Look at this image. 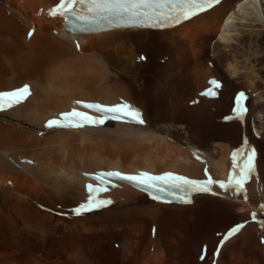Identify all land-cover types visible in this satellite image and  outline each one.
I'll return each instance as SVG.
<instances>
[{
  "label": "bare ground",
  "instance_id": "bare-ground-1",
  "mask_svg": "<svg viewBox=\"0 0 264 264\" xmlns=\"http://www.w3.org/2000/svg\"><path fill=\"white\" fill-rule=\"evenodd\" d=\"M240 1L166 30L70 38L49 14L58 0H0V91L31 85L25 103L0 111V264H264V0H254L260 15L235 11ZM209 76L220 81L217 98L192 105ZM244 88L241 123L233 98ZM76 98L129 104L144 123L47 128ZM243 137L258 165L246 198L218 183L227 184ZM205 167L217 183L190 203L126 186L93 194L109 204L72 211L89 197L84 172L146 168L204 180Z\"/></svg>",
  "mask_w": 264,
  "mask_h": 264
},
{
  "label": "snow or ice",
  "instance_id": "snow-or-ice-1",
  "mask_svg": "<svg viewBox=\"0 0 264 264\" xmlns=\"http://www.w3.org/2000/svg\"><path fill=\"white\" fill-rule=\"evenodd\" d=\"M220 3L221 0H61L59 5L49 14L52 16L59 15L65 19L71 14L76 19L87 23H93L97 18H118L122 20L127 19L133 23L139 21L142 25L151 24L153 27H158L162 23H179L182 20L190 19ZM77 4L83 6L86 12L78 14L76 11ZM209 83L212 87L202 93L203 95H215L213 89L220 87L219 82L216 80H211ZM26 95H30L28 85H24L10 92H0V110L4 109L5 106L11 107L14 104H19L26 98ZM246 99L247 97L244 92L238 93L235 98L236 107L234 111L236 112L237 118L241 120L248 111L243 104V101ZM77 103L80 104L81 102L77 101ZM83 107L95 110L101 116L93 117L73 109L69 112L59 114L60 118L58 119L48 120L46 127L78 128L83 127L86 123L99 126L104 123V120L117 118L125 120L126 122L144 123L139 110L128 104L114 105L111 107L99 104H84ZM244 144L245 146L243 148L237 149L232 154L233 175L229 177L227 184L224 182L218 183L225 191L229 188H234L237 193L244 191L246 198L244 183L253 174L255 169V149L248 146L246 140ZM238 156H243L239 164L237 163ZM113 176L134 183L138 187H143L145 190L153 189V199H163L164 197L161 194H164L167 197H175L183 203L191 202L186 197L192 192L209 191V185L217 183L212 181L211 178L207 181L193 180L171 173H166L163 176H151L147 173H141L139 176H131L122 175L119 172H108L93 178L103 183V177ZM86 188L89 192L88 200L86 203H82L79 207L72 210L76 215L91 211L94 206L99 207L111 203V201H98L94 199L93 193L103 191V188H94L92 184L86 185ZM261 211L264 212V207L261 208ZM252 215L253 219H255L256 214L253 213ZM262 226H264V223H262ZM243 227V224L235 225L225 234L223 239L227 240L229 237L238 233Z\"/></svg>",
  "mask_w": 264,
  "mask_h": 264
},
{
  "label": "rangeland",
  "instance_id": "rangeland-1",
  "mask_svg": "<svg viewBox=\"0 0 264 264\" xmlns=\"http://www.w3.org/2000/svg\"><path fill=\"white\" fill-rule=\"evenodd\" d=\"M117 248V247H116Z\"/></svg>",
  "mask_w": 264,
  "mask_h": 264
}]
</instances>
